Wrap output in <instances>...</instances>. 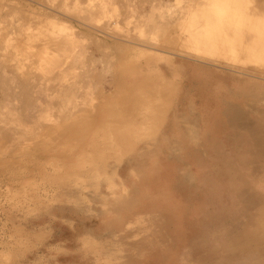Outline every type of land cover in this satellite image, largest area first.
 <instances>
[{
	"label": "rangeland",
	"instance_id": "rangeland-1",
	"mask_svg": "<svg viewBox=\"0 0 264 264\" xmlns=\"http://www.w3.org/2000/svg\"><path fill=\"white\" fill-rule=\"evenodd\" d=\"M111 1L0 0V264H264V74L177 54L192 0Z\"/></svg>",
	"mask_w": 264,
	"mask_h": 264
},
{
	"label": "bare ground",
	"instance_id": "bare-ground-1",
	"mask_svg": "<svg viewBox=\"0 0 264 264\" xmlns=\"http://www.w3.org/2000/svg\"><path fill=\"white\" fill-rule=\"evenodd\" d=\"M192 1L193 3L190 4V6L198 4V7L200 8V10H202L204 21L198 24L197 30H185L182 33H178L174 38H172L173 40L180 42V44L182 43L181 45L178 44V47H176L177 54H180L183 56L186 55L189 57L191 56V58H193V56L200 57L202 61L212 60L218 64L230 65V66H233L234 68L235 67L236 68H246L250 66L249 65L250 63L254 62L256 66V70L264 74V10L260 9L261 7L264 8V0H258V2H256L257 4L255 3L253 5V8H250V9L245 8L250 3V2H246L247 0H243L241 2V5L239 4L231 5L237 0H205L204 2H201L202 0H192ZM230 1L232 3H230ZM110 4H114V3H112L111 0H103L102 3H99L98 0H88L85 8L89 10L91 8L92 14H94V16L100 14L98 16L100 17V19L102 17V19L105 18V19H108V21L109 20L113 21V18H114V20L117 22V19L119 18L120 13L117 10L110 11L107 8V6ZM119 5L120 7H122L121 4ZM129 6L130 5H128V7ZM131 6L134 7V5H131ZM258 6L259 7L261 6V7L259 8ZM78 9H81V8L78 7ZM157 9L159 10L160 8H157ZM160 12L161 11H159V13ZM141 15H144V14H141ZM166 15H167V12H166ZM132 17H135V16L133 15ZM138 18H137L138 22L132 20L134 23L136 22V24L138 25V28L143 27V26L145 27V24L146 26L149 25L152 28V30H150L151 32L156 29L157 32L153 31V33L156 32L157 35L162 33L164 35L165 40L169 42H173L170 39L172 37L171 31L174 28H172L171 25L170 27L168 23L164 22V20L157 21V17L153 19L152 17L146 18L145 20L143 19L145 18L144 16L142 18H139V20ZM158 18H159V15H158ZM96 19L98 18L96 17ZM147 19H149L148 22H144V21H147ZM178 21L180 20L178 19L177 22ZM147 36L149 37V34ZM166 45H163V46H166ZM98 59L100 58L95 59V61L99 62ZM92 60L94 59L92 58ZM103 62H101V64ZM90 63L92 64L94 62H90ZM96 64L97 63L95 62V65ZM102 67H104V64ZM105 68L107 71L108 69L106 65H105ZM92 69L95 70L93 67ZM94 79L96 78L93 77V80ZM1 95L3 96V94ZM132 124H130V126ZM252 236H253V239H252L253 249L257 251H261V253H264V221L260 222V224L258 225L257 231H255L252 234ZM244 243L246 244L247 242L245 241Z\"/></svg>",
	"mask_w": 264,
	"mask_h": 264
}]
</instances>
